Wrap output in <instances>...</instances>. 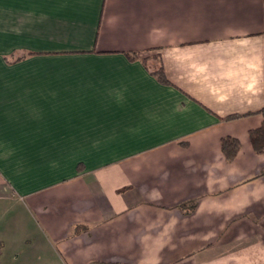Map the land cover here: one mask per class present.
<instances>
[{
	"label": "crops",
	"instance_id": "crops-1",
	"mask_svg": "<svg viewBox=\"0 0 264 264\" xmlns=\"http://www.w3.org/2000/svg\"><path fill=\"white\" fill-rule=\"evenodd\" d=\"M262 108L264 0H0V264H264Z\"/></svg>",
	"mask_w": 264,
	"mask_h": 264
},
{
	"label": "trees",
	"instance_id": "trees-1",
	"mask_svg": "<svg viewBox=\"0 0 264 264\" xmlns=\"http://www.w3.org/2000/svg\"><path fill=\"white\" fill-rule=\"evenodd\" d=\"M126 55L131 59L140 58L141 61L147 65L150 59H154L155 62L158 61L157 55L139 57L136 52L126 53ZM151 73L157 78L161 83H167L168 80L165 77L163 68L161 65L154 67ZM261 115L260 124L248 131V139L255 153H264V108L257 111ZM241 117L239 114H230L223 117L224 120H234ZM240 142L235 137L225 136L220 139V148L223 153L225 160L231 161L239 150Z\"/></svg>",
	"mask_w": 264,
	"mask_h": 264
},
{
	"label": "rangeland",
	"instance_id": "rangeland-1",
	"mask_svg": "<svg viewBox=\"0 0 264 264\" xmlns=\"http://www.w3.org/2000/svg\"><path fill=\"white\" fill-rule=\"evenodd\" d=\"M152 64L156 67L157 66V62H155V60L152 62Z\"/></svg>",
	"mask_w": 264,
	"mask_h": 264
}]
</instances>
